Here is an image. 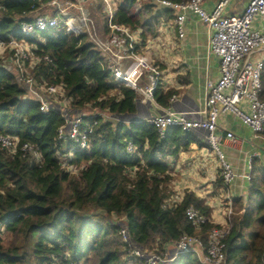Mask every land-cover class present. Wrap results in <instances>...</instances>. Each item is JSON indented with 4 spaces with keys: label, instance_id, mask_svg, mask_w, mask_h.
<instances>
[{
    "label": "trees",
    "instance_id": "1",
    "mask_svg": "<svg viewBox=\"0 0 264 264\" xmlns=\"http://www.w3.org/2000/svg\"><path fill=\"white\" fill-rule=\"evenodd\" d=\"M44 1L0 0V40H24L33 53L23 63L28 74L39 85H60L71 110L88 108L83 115L93 128L88 148L58 139L63 114L40 111L8 66L12 52L0 56V134L30 143L40 154L36 161L0 147V264H133L119 234L121 222L130 239L149 251L163 250L183 233L198 236L206 248L208 231L221 224L211 221L212 208L192 190H184L179 201L174 198L166 162L197 137L178 125L160 134L145 119L122 120L135 113L138 93L84 45V34L54 28L22 34V17ZM175 15L152 0H118L114 21L142 30L134 49L141 52L161 19ZM175 92L160 77L153 96L166 106ZM259 96L264 100V66ZM260 133L264 136V125ZM127 140L134 154L126 153ZM69 165L76 169L68 170ZM215 182L225 189L220 174ZM189 205L207 217L199 227L186 219ZM227 226L226 264H264V163L259 158L251 159L246 194L233 199ZM4 232L13 235L7 245L1 243ZM171 264L200 262L184 252Z\"/></svg>",
    "mask_w": 264,
    "mask_h": 264
},
{
    "label": "built area",
    "instance_id": "2",
    "mask_svg": "<svg viewBox=\"0 0 264 264\" xmlns=\"http://www.w3.org/2000/svg\"><path fill=\"white\" fill-rule=\"evenodd\" d=\"M99 1L105 10L102 15L104 24L106 20L108 29L106 33L124 39L128 54L135 60V65L128 74L122 75L117 70H111L113 75L139 93L142 101H151L157 104L153 91L157 81L162 76V72L151 59L134 50L140 41V30H132L129 26L114 21L118 0ZM152 1L175 10L176 15L172 19V24L179 38L184 36L183 24L186 18L184 12L190 10L199 16L209 29V49L219 58V74L216 80H206L205 117L203 119H189L166 107L164 113L145 120L153 125L160 134L169 125H178L184 130L204 129L207 134V144L215 153L223 186L227 188L234 179L235 173L220 149L224 136L218 133L219 116L224 113H231L255 134L260 133L264 125V100L259 96L261 72L264 66V25L262 29L253 27L255 17L264 16V0H248L240 13L230 14L224 12V8L230 0H214L215 4L211 9H207L203 5L208 0ZM48 28H54L57 31L64 30L73 34L83 32L82 26L74 17H63L59 13L52 17L39 16L33 20H24L20 24V31L24 35H31ZM8 49L12 52L8 66L15 72L18 81L23 84L25 96L37 100L39 110L42 112L55 109L62 113L60 107L67 106V101L62 99L63 88L60 85H39L28 74L23 65L24 61H30L33 57L30 46L24 40L15 38H11L7 42L0 40V56ZM45 58L47 61L50 60L47 56ZM143 75H146L148 80L144 88L140 87L138 83ZM164 85L166 87V84ZM175 97V93L171 94L168 104ZM106 117L109 118V115ZM65 122H67L66 125H61L58 128L57 138L64 141L71 140L82 149L88 148L89 134L93 125L85 120L81 113L70 119L65 117ZM225 138H234L233 132L231 130L225 131ZM0 147L9 154L19 153L22 157L28 155L36 161L40 159V154L33 145L28 142H19L17 137L8 134H0ZM125 151L127 154H134L135 147L131 140L126 141ZM67 155L71 157L70 152ZM259 156L257 151L251 153L248 168L251 159ZM62 164L67 165V162L62 160ZM75 169L72 165L68 167V170ZM224 203L226 210L225 225L213 226L208 231L206 248L203 247L198 236L183 233L175 242L170 244L173 247L172 250L168 249V245L161 251H149L136 245L130 239L124 222L119 223V234L126 244L131 262L133 264H171L179 254L191 252L200 264H226L224 240L229 233L227 223L233 212V200L227 195ZM184 214L186 219L197 227L207 220L206 215L193 205L187 206Z\"/></svg>",
    "mask_w": 264,
    "mask_h": 264
},
{
    "label": "crops",
    "instance_id": "3",
    "mask_svg": "<svg viewBox=\"0 0 264 264\" xmlns=\"http://www.w3.org/2000/svg\"><path fill=\"white\" fill-rule=\"evenodd\" d=\"M248 0H230L224 12L240 13ZM239 4L238 6L236 4ZM215 4L214 0L203 3L207 9ZM183 24L184 36L177 37L172 19L160 21L157 25V34L148 37L145 46L139 53L153 55L152 61L159 66L161 78L167 88H174L175 99L166 106L154 104L151 101H142L137 94L136 111L133 117L123 118L147 119L164 113L169 107L176 113L183 114L189 119H203L205 103L206 80H216L219 74V58L209 49V29L207 25L190 10L185 12ZM256 23L257 20L254 19ZM140 30L141 29H137ZM139 79V86L144 88L147 77ZM63 115L70 119L77 111L68 106L60 107ZM67 128V126H65ZM231 130L234 138H225V131ZM194 133V131L192 130ZM205 139L198 135L197 142L192 143L188 149L180 151L177 155H168L166 162L170 166L172 176L171 189L174 198L182 199L184 190H192L197 197L203 198L205 203L212 208L211 221L215 224L225 225L226 210L225 199L231 197H244L248 185V160L253 151L259 152L258 157L264 163V136L255 134L251 129L241 123L233 114L224 113L219 116L218 133L223 139L220 149L230 162L234 179L227 188L220 187L215 181L219 176L218 164L215 153L207 144L206 131L201 130ZM172 250V245L168 246Z\"/></svg>",
    "mask_w": 264,
    "mask_h": 264
},
{
    "label": "water",
    "instance_id": "4",
    "mask_svg": "<svg viewBox=\"0 0 264 264\" xmlns=\"http://www.w3.org/2000/svg\"><path fill=\"white\" fill-rule=\"evenodd\" d=\"M56 13L63 17L72 16L78 21L85 35L84 45L91 46L109 70H117L126 75L134 67L135 60L128 54L125 40L106 33L97 0H46L23 16L22 20L29 21L39 16L52 17Z\"/></svg>",
    "mask_w": 264,
    "mask_h": 264
},
{
    "label": "rangeland",
    "instance_id": "5",
    "mask_svg": "<svg viewBox=\"0 0 264 264\" xmlns=\"http://www.w3.org/2000/svg\"><path fill=\"white\" fill-rule=\"evenodd\" d=\"M98 1V4L100 3L99 0ZM237 6L239 5L238 3L236 4ZM99 11L102 13H105V10H104V7L103 5H100L99 4ZM255 19L257 20V22H253V27L255 28H260L262 29L263 25H264V16H257L255 17ZM145 56H147L149 59L152 58L153 59V55L150 56L149 54L147 53H143ZM151 59V60H152ZM154 61L156 60V58L153 59ZM136 101H138V98H136ZM78 112H80L81 114H87L89 112V109L88 108H84L82 110H77ZM64 116V115H63ZM130 117H133V115H128ZM65 117V116H64ZM67 122H65L64 125H66ZM201 130H204V129H201V128H196V129H193L194 133L196 135H198L200 138H202L203 140L205 139L204 135L201 133ZM205 131V130H204ZM1 237H2V241L1 243L3 245H7L9 242H11L12 238H13V235L12 233H9V232H4L1 234Z\"/></svg>",
    "mask_w": 264,
    "mask_h": 264
}]
</instances>
